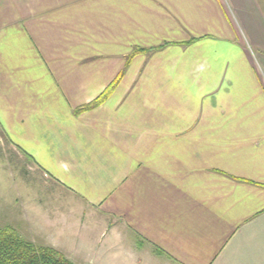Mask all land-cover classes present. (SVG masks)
<instances>
[{
  "label": "crops",
  "instance_id": "1",
  "mask_svg": "<svg viewBox=\"0 0 264 264\" xmlns=\"http://www.w3.org/2000/svg\"><path fill=\"white\" fill-rule=\"evenodd\" d=\"M0 130L54 209L28 242L264 264V0H0Z\"/></svg>",
  "mask_w": 264,
  "mask_h": 264
},
{
  "label": "rangeland",
  "instance_id": "2",
  "mask_svg": "<svg viewBox=\"0 0 264 264\" xmlns=\"http://www.w3.org/2000/svg\"><path fill=\"white\" fill-rule=\"evenodd\" d=\"M29 166H32L30 161L20 159L13 152L0 130V229L11 227L19 236L24 234L25 236L20 237L25 241H28L32 232L33 237H39V231L34 232L30 225L32 220L36 222V217L39 220L44 217L36 211L54 210L50 204H47V208L33 206V194L37 193L44 199L47 192L35 190L40 182L34 180L33 172L28 171ZM59 209L64 211L63 207Z\"/></svg>",
  "mask_w": 264,
  "mask_h": 264
},
{
  "label": "trees",
  "instance_id": "3",
  "mask_svg": "<svg viewBox=\"0 0 264 264\" xmlns=\"http://www.w3.org/2000/svg\"><path fill=\"white\" fill-rule=\"evenodd\" d=\"M106 95H102L89 105L76 111L81 113L99 105ZM0 264H72L61 253L50 247H40L23 240L17 232L6 227L0 229Z\"/></svg>",
  "mask_w": 264,
  "mask_h": 264
}]
</instances>
